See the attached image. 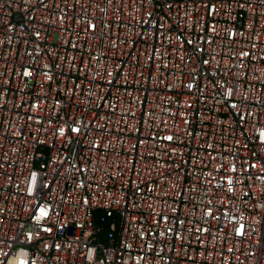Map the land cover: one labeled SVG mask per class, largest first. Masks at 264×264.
<instances>
[{"label": "built area", "instance_id": "2783aa9c", "mask_svg": "<svg viewBox=\"0 0 264 264\" xmlns=\"http://www.w3.org/2000/svg\"><path fill=\"white\" fill-rule=\"evenodd\" d=\"M0 264H264V0H0Z\"/></svg>", "mask_w": 264, "mask_h": 264}]
</instances>
